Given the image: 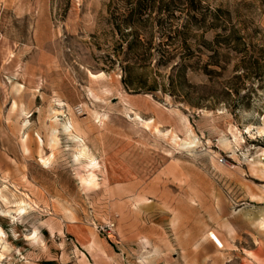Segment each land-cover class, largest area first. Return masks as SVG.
Segmentation results:
<instances>
[{
    "label": "rangeland",
    "instance_id": "374dc122",
    "mask_svg": "<svg viewBox=\"0 0 264 264\" xmlns=\"http://www.w3.org/2000/svg\"><path fill=\"white\" fill-rule=\"evenodd\" d=\"M199 1L220 27L191 28L185 62L154 56L151 93L117 61L138 0H0V264H264V85L232 109L236 55L221 70L201 46L263 47L264 0ZM174 17L139 40L181 45Z\"/></svg>",
    "mask_w": 264,
    "mask_h": 264
},
{
    "label": "trees",
    "instance_id": "16d2710c",
    "mask_svg": "<svg viewBox=\"0 0 264 264\" xmlns=\"http://www.w3.org/2000/svg\"><path fill=\"white\" fill-rule=\"evenodd\" d=\"M175 12L183 15L184 22L180 29L176 28L175 33L182 39L181 45L175 48L164 47V44L152 46L149 43L143 44L139 40V31H146L149 26H158L160 32L166 31V27L171 28ZM223 12L205 13L202 11L199 0H138L135 5L130 6L127 13L119 19L118 27H127L132 37V41L120 48L118 58L124 73L122 82L128 89H144L148 92L158 91V83L153 80L148 84L147 72L149 62L154 56L156 66H165L175 57L183 62L193 57L191 46L186 43L188 33L193 27H206L204 22L207 16H211L212 22L207 28L217 29ZM200 18V19H199ZM222 21V20H221ZM168 23V24H167ZM168 25V26H166ZM149 31V30H148ZM151 31V30H150ZM148 32L151 34L152 32ZM224 31V30H223ZM163 34V33H161ZM201 46L209 49L212 54L209 56L211 66L225 70L228 62V54L233 52L236 55L237 63L234 66L236 74L229 79L222 92L225 102L232 109L246 108V100L251 96L253 87L248 86V82L255 81L259 85H264V46H251L246 40L239 36L238 32L231 30L229 33H218L211 43L202 40ZM226 49L228 53L221 54L220 49ZM199 49V48H198ZM214 49V50H213ZM199 52V50H198ZM223 59V60H221ZM176 64L173 70L180 72V67ZM182 68V67H181ZM143 70L136 75L134 71ZM207 74L217 73L215 70H205ZM169 85L173 87L174 77L169 76ZM258 85V86H259ZM254 86V84H253ZM165 89V86L163 87ZM220 101V100H219ZM229 101V103H228Z\"/></svg>",
    "mask_w": 264,
    "mask_h": 264
},
{
    "label": "bare ground",
    "instance_id": "6f19581e",
    "mask_svg": "<svg viewBox=\"0 0 264 264\" xmlns=\"http://www.w3.org/2000/svg\"><path fill=\"white\" fill-rule=\"evenodd\" d=\"M102 74H98V75H94V74H91V76H92V78H94V79H97L99 76H101ZM139 118V117H138ZM141 119V118H140ZM141 121H142V119H141ZM146 122V121H145ZM147 123V122H146ZM24 146H25V151H27V152H30L31 151V148H30V145H29V137H28V140L26 141H24ZM82 152V151H81ZM2 233H1V231H0V235H1ZM34 240H38V238L37 237H34L33 238ZM1 257H2V254L0 253V259H1Z\"/></svg>",
    "mask_w": 264,
    "mask_h": 264
}]
</instances>
